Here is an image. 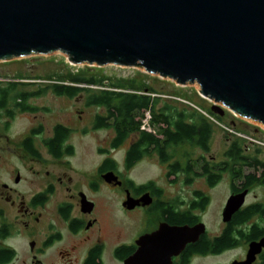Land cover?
<instances>
[{"label":"water","instance_id":"1","mask_svg":"<svg viewBox=\"0 0 264 264\" xmlns=\"http://www.w3.org/2000/svg\"><path fill=\"white\" fill-rule=\"evenodd\" d=\"M56 52L73 65L136 67L196 85L211 112L227 109L264 126V0H0V62ZM246 195L227 198L222 221ZM159 227L156 264L205 233L201 222ZM263 248L264 236L232 264H252Z\"/></svg>","mask_w":264,"mask_h":264},{"label":"flooded vegetation","instance_id":"2","mask_svg":"<svg viewBox=\"0 0 264 264\" xmlns=\"http://www.w3.org/2000/svg\"><path fill=\"white\" fill-rule=\"evenodd\" d=\"M13 107L12 101L0 107V119H5L0 126V140L3 141L0 155L12 149L5 145L11 144L6 133L9 121L19 112ZM38 109L20 113L35 116ZM77 112L82 120V110ZM32 130L31 145L35 156L29 157L27 174L16 169L7 180L4 176L6 163L0 158V264H126V261L127 264H156L161 256L159 239L163 238L152 235L159 226H192L200 222L205 225V233L171 255L167 264L205 261L232 264L245 260L249 243L264 236V215L251 216L238 225L230 224L238 211L253 204L264 205V196L263 201L254 195L253 202H246L256 188H264V185L230 179L226 197L247 190L245 202L230 221H222L219 230L211 233L205 220L212 198L208 190L217 188L226 172L216 183L209 181L206 174L202 176L206 190H187L196 180L194 177L190 181L181 180V183L169 178V184L162 187L148 181L146 183L152 182L153 186L140 189L139 186L146 183L128 178L118 169L117 163L115 169L102 167L108 157H103L89 173L82 171L81 165L72 162L76 148L70 143L71 128L65 124L56 123L48 135L45 127L37 124L30 128L20 144ZM65 130L70 132L63 138ZM128 141L131 145L134 139ZM15 148L24 151L22 146ZM212 161L203 160L199 167L207 163L210 170ZM169 163L164 164L168 166ZM132 167L125 166V169ZM110 171L117 180L102 179V175ZM23 184L28 185L29 190L23 189ZM169 186L177 191H171ZM181 188L189 193L188 197L182 194ZM145 194L148 197L143 201ZM128 199L131 202H127ZM225 203L226 200L219 211L221 220ZM232 254L235 256L231 257ZM252 264H264V248Z\"/></svg>","mask_w":264,"mask_h":264},{"label":"rangeland","instance_id":"3","mask_svg":"<svg viewBox=\"0 0 264 264\" xmlns=\"http://www.w3.org/2000/svg\"><path fill=\"white\" fill-rule=\"evenodd\" d=\"M88 67V68H87ZM81 74V76L89 77L90 75H97L99 77H106L110 82L120 79H128L134 81L135 85L144 84V86L153 89L156 95L160 98L161 103L168 102L169 104L184 108L185 106L192 107L199 110L206 116V111L211 110L212 102L205 99L198 93L196 85L180 86L168 79H163L157 75L148 74L141 68L136 67H117L114 65H105L103 67L88 66V65H73L70 64L66 56L56 52L48 55H34L27 56L20 59H13L9 61L0 62V80L1 84L5 85L7 81L23 82L19 84L17 89L20 91L32 92L40 88H46L47 85L54 81L65 80L68 74ZM85 94H81L68 98L65 96H56L47 90L39 96L30 97L28 103L32 107L39 108L35 116L28 117L26 114L17 112L15 117L9 121V129L7 135L11 144L5 145L11 147L5 153L0 155L6 163L4 176L8 180L10 175L15 174V170H21L27 174V168L30 165V160L27 154L20 152L15 147H19L20 141L28 135V131L37 124H42L48 135L49 130L56 123L60 122L71 128L70 143L76 148L75 157L72 158L78 166H82V171L94 169L98 166L103 157H109L115 160L118 169L123 172L128 178L134 180L136 183H146L153 181L154 183L167 186L169 178H176L181 183L185 180L184 173H179L174 177L167 176L168 166L160 162L159 158L151 154L142 158L133 165L130 170H126L124 161L126 149L128 148V139L126 142L116 149L110 148V140L114 132L111 129H93V120L96 114H104L103 108L96 106L86 107L84 105ZM203 109V110H202ZM82 110V120L79 119ZM224 114L221 120H215L211 116L209 120L213 122V133L210 140V149L208 152H203L196 147L180 145L174 148V158L171 160L178 161L179 164H184L187 160L195 163L194 169L199 172L201 161L219 163L224 161V153L228 150L232 142L237 141L242 148L244 154L249 156L257 155L260 159H264V126L252 120L241 118L227 109L223 110ZM211 112V111H210ZM144 114V113H143ZM140 114L139 120L142 123L144 115ZM1 115V114H0ZM206 116V117H207ZM5 119H0V126ZM151 121V118H150ZM149 127L157 132L158 128L149 122ZM82 128V129H81ZM82 132H81V130ZM3 142L0 140V143ZM101 150H106L101 151ZM259 150V152H257ZM203 158L200 161V158ZM248 171V170H247ZM196 180L188 191L193 189L206 190L204 187L202 176H194ZM230 181L229 174H224L222 181L214 190H208L212 196L210 199V206L208 208L205 220L207 222L210 232L214 233L221 227V213L219 212L221 206L227 200V187ZM23 189L29 190V186L23 184ZM180 185V184H178ZM181 186V185H180ZM171 191H177L173 186H169ZM179 189V188H178ZM183 195H189L185 189L181 188ZM254 195H257L260 201H263L264 188H256L247 198L246 202H253ZM235 256L234 254L231 257ZM224 261V258L222 259ZM215 261H205L200 264H215Z\"/></svg>","mask_w":264,"mask_h":264},{"label":"trees","instance_id":"4","mask_svg":"<svg viewBox=\"0 0 264 264\" xmlns=\"http://www.w3.org/2000/svg\"><path fill=\"white\" fill-rule=\"evenodd\" d=\"M88 68V67H87ZM0 80V107L12 101L19 112H34L37 107H32L28 103L30 97L39 96L50 90L56 96L73 98L82 92L85 94L84 105L86 107L96 106L103 108L104 114H96L93 120V129H111L114 132L110 140V148L116 149L123 145L127 139L134 141L128 146L125 153V166L131 167L142 158L151 154L156 155L160 162L168 164L167 176L183 172L185 180L190 181L194 176H204L212 183L218 182L222 174L226 172L232 180H245L247 184L264 185V159L257 155L249 156L244 154V148L237 142L231 143L224 153L225 160L213 163V172L205 163L199 172L195 171V163L190 159L184 164L178 161L172 162L174 158V148L180 145H190L203 152L210 149V140L213 133V122L209 120L211 116L215 120L221 117L213 112L206 111V116L189 106L179 108L178 106L161 103L160 98L153 89L144 84L135 85L134 81L128 79H118L110 82L108 78L97 75L89 77L81 74H68L65 80L54 81L45 88L37 91L26 92L17 89L18 81ZM203 110V109H202ZM149 111L151 123L158 128L157 132H147L140 129V114ZM57 128V127H56ZM63 138L68 137L69 130H65ZM30 136L26 137L20 146L28 157L35 156L33 145H31L33 130ZM106 151V150H101ZM259 152V150H257ZM203 158H200V161ZM199 163V160H197ZM116 162L112 158H106L103 166L115 169ZM248 170V171H247ZM208 173V175H207ZM153 183H146L139 186L140 189L150 188ZM264 215V205L261 203L250 205L244 210L238 211L230 224L238 225L246 221L251 216ZM248 238V237H247Z\"/></svg>","mask_w":264,"mask_h":264},{"label":"built area","instance_id":"5","mask_svg":"<svg viewBox=\"0 0 264 264\" xmlns=\"http://www.w3.org/2000/svg\"><path fill=\"white\" fill-rule=\"evenodd\" d=\"M150 112L149 111H146L144 112V119L141 123V126L140 129L143 130V131H147V132H152L154 133L155 131L152 130L150 127H149V122H150V118H151V114H149Z\"/></svg>","mask_w":264,"mask_h":264}]
</instances>
